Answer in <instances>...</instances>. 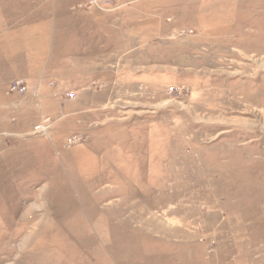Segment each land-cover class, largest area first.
I'll return each mask as SVG.
<instances>
[{
    "label": "rangeland",
    "instance_id": "374dc122",
    "mask_svg": "<svg viewBox=\"0 0 264 264\" xmlns=\"http://www.w3.org/2000/svg\"><path fill=\"white\" fill-rule=\"evenodd\" d=\"M0 264H264V0H0Z\"/></svg>",
    "mask_w": 264,
    "mask_h": 264
},
{
    "label": "built area",
    "instance_id": "2783aa9c",
    "mask_svg": "<svg viewBox=\"0 0 264 264\" xmlns=\"http://www.w3.org/2000/svg\"><path fill=\"white\" fill-rule=\"evenodd\" d=\"M20 82H21V80H20V81H19V80H18V81H14V84H15V85H18ZM36 128H41V129H43V128H44V124H42V125L37 124V125H36ZM44 129H45V128H44ZM37 131H38V130H37Z\"/></svg>",
    "mask_w": 264,
    "mask_h": 264
}]
</instances>
